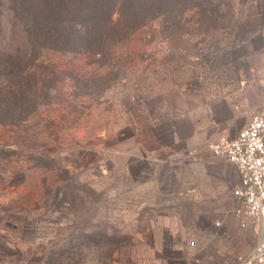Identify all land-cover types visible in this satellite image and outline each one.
Instances as JSON below:
<instances>
[{
    "label": "rangeland",
    "instance_id": "374dc122",
    "mask_svg": "<svg viewBox=\"0 0 264 264\" xmlns=\"http://www.w3.org/2000/svg\"><path fill=\"white\" fill-rule=\"evenodd\" d=\"M69 6L91 14L68 27ZM263 9L0 0V264H236L253 250L236 167L210 145L238 130L242 86L262 72Z\"/></svg>",
    "mask_w": 264,
    "mask_h": 264
},
{
    "label": "built area",
    "instance_id": "2783aa9c",
    "mask_svg": "<svg viewBox=\"0 0 264 264\" xmlns=\"http://www.w3.org/2000/svg\"><path fill=\"white\" fill-rule=\"evenodd\" d=\"M210 149L236 167L239 175L234 189L239 204L237 212L259 224L264 205V111L253 115L235 135H220ZM246 256L236 264H264V250Z\"/></svg>",
    "mask_w": 264,
    "mask_h": 264
},
{
    "label": "crops",
    "instance_id": "0c3cea01",
    "mask_svg": "<svg viewBox=\"0 0 264 264\" xmlns=\"http://www.w3.org/2000/svg\"><path fill=\"white\" fill-rule=\"evenodd\" d=\"M256 1L264 3V0H256ZM263 16H264V9H263ZM262 33L264 37V25H263ZM258 64H261L263 68L261 74L258 77L254 76L252 77V79H248L251 83H247V84L245 83L242 86L243 88L242 95H241L242 97L239 95L241 97V100L238 102V107L244 112V116L240 124L234 125V127H239L238 130L243 125H245L251 119L253 115L264 111V67H263L264 57L260 59ZM236 132L229 136L235 135ZM238 178H239V175H238Z\"/></svg>",
    "mask_w": 264,
    "mask_h": 264
},
{
    "label": "trees",
    "instance_id": "16d2710c",
    "mask_svg": "<svg viewBox=\"0 0 264 264\" xmlns=\"http://www.w3.org/2000/svg\"><path fill=\"white\" fill-rule=\"evenodd\" d=\"M72 6V5H71ZM70 7V9L66 10L67 11V15H65V17L63 18L64 20V24L67 23V26L69 27L71 24H75L77 23L80 19H82L83 17H85V13H88V14H91V12H89V8H86V7H81V8H76L74 7L72 9V7ZM41 14V13H40ZM40 14L38 13V11L34 14V18H36V22H37V19L39 18L38 16H40ZM87 14V16H88ZM96 15V14H95ZM47 23L45 24H41L39 22H37L36 24V34H35V40L36 41H39V40H49L50 39V36H49V33H50V30L51 28L49 27V22L46 21ZM81 24L83 22H80ZM28 32H30L31 30H27Z\"/></svg>",
    "mask_w": 264,
    "mask_h": 264
},
{
    "label": "water",
    "instance_id": "95a60500",
    "mask_svg": "<svg viewBox=\"0 0 264 264\" xmlns=\"http://www.w3.org/2000/svg\"><path fill=\"white\" fill-rule=\"evenodd\" d=\"M258 228H259L258 245L253 250L247 253L246 258L255 255L258 251L264 250V205L262 207V215L260 222L258 224Z\"/></svg>",
    "mask_w": 264,
    "mask_h": 264
}]
</instances>
